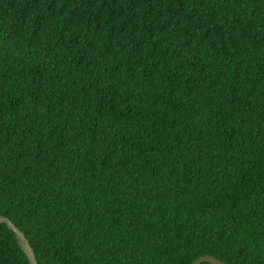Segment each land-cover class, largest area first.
<instances>
[{"label": "trees", "instance_id": "16d2710c", "mask_svg": "<svg viewBox=\"0 0 264 264\" xmlns=\"http://www.w3.org/2000/svg\"><path fill=\"white\" fill-rule=\"evenodd\" d=\"M0 215L38 264H264V0H0Z\"/></svg>", "mask_w": 264, "mask_h": 264}, {"label": "water", "instance_id": "95a60500", "mask_svg": "<svg viewBox=\"0 0 264 264\" xmlns=\"http://www.w3.org/2000/svg\"><path fill=\"white\" fill-rule=\"evenodd\" d=\"M0 223H6L10 230L15 234L16 240L20 248L25 253L29 264H38L34 250L30 245L25 233L20 230L7 216L0 215ZM203 262H208L210 264H230L221 259L216 258L212 255H203L196 258L191 264H201Z\"/></svg>", "mask_w": 264, "mask_h": 264}]
</instances>
